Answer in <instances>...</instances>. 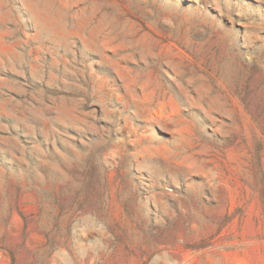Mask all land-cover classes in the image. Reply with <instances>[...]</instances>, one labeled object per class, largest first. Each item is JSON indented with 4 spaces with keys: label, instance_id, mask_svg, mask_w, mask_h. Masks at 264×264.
<instances>
[{
    "label": "rangeland",
    "instance_id": "374dc122",
    "mask_svg": "<svg viewBox=\"0 0 264 264\" xmlns=\"http://www.w3.org/2000/svg\"><path fill=\"white\" fill-rule=\"evenodd\" d=\"M0 264H264V0H0Z\"/></svg>",
    "mask_w": 264,
    "mask_h": 264
}]
</instances>
